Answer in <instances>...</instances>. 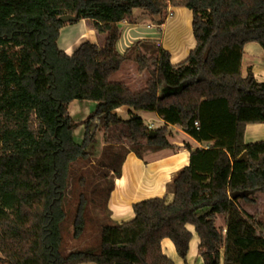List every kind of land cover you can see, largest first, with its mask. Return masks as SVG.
I'll return each instance as SVG.
<instances>
[{
	"label": "trees",
	"instance_id": "obj_1",
	"mask_svg": "<svg viewBox=\"0 0 264 264\" xmlns=\"http://www.w3.org/2000/svg\"><path fill=\"white\" fill-rule=\"evenodd\" d=\"M168 7L192 16L194 47L186 58L171 64L167 50L147 52L137 41L129 50L143 86L110 80L128 59L115 49L119 24L134 10L162 23ZM63 16L72 19L62 22ZM80 20L90 21L103 44L85 41L67 55L57 44L60 30ZM249 43L264 50V0H0V264H175L162 253L163 239L187 264L194 235L201 264H264V231L240 208L264 193V141L243 139L247 125L264 126V82L240 74ZM72 101L95 103L80 143L67 112ZM121 107L154 113L210 145L185 146L188 164L171 182L170 201L136 202L131 220L101 227L95 249L61 254L69 166L94 148L97 125L120 127L134 147H172L166 127L123 120L115 113ZM84 209L80 195L74 238L82 233Z\"/></svg>",
	"mask_w": 264,
	"mask_h": 264
},
{
	"label": "crops",
	"instance_id": "obj_2",
	"mask_svg": "<svg viewBox=\"0 0 264 264\" xmlns=\"http://www.w3.org/2000/svg\"><path fill=\"white\" fill-rule=\"evenodd\" d=\"M134 13L135 10L132 12V17ZM174 15L175 17L173 18ZM140 17L138 20H125L119 24L120 37L115 44L117 53L120 55L127 54L128 59L125 64L129 63V70L125 72L121 67L115 73V79L125 82L132 89H139L141 87L142 77L144 76V74H138L133 67L134 52L129 49L135 42H144L143 46L147 52H151L157 46L167 50L170 54L171 64L181 62L188 55V51L194 47V39L191 34L192 16L190 15V11L187 14L188 36L184 42H182L181 34L180 7H168L167 15L164 17L162 23L156 17L151 18L144 14ZM103 39L104 36L95 32L88 20H80L77 23L65 25L60 30L57 44L59 49L65 54L71 55L73 50L82 42L88 41L101 46ZM255 44L249 43L242 47L243 53L239 65L240 74L242 77H245L249 71L257 82H264V50ZM135 80L137 84H131ZM73 103L77 107L76 112L81 114L82 117L91 113L95 106L94 102L88 101H72L68 106ZM139 112L143 113L140 119L144 126H150L152 129L166 127L172 132V136L167 135V141L172 147L167 150H161L162 153L147 158L146 160H142L141 157H138L132 152L126 154L121 165V176L113 179L114 191L111 194L108 205L109 217L116 224L127 222L133 218L134 215L131 210V205L139 202L136 201L138 195H165V189L171 185L177 172L188 164V151L185 146L189 145L192 149H202L210 145V143L202 142L200 144L193 141L181 129L165 124L154 113L132 111L126 107L115 110L117 115L120 116L123 113H127L129 117H138L137 113ZM243 139L245 143L264 141V126L257 123L255 125H247ZM160 245L162 253L165 256L168 257L172 253H175L173 245L168 239H163ZM190 248L191 246L189 244L188 254L190 253ZM168 253L170 255H167Z\"/></svg>",
	"mask_w": 264,
	"mask_h": 264
},
{
	"label": "rangeland",
	"instance_id": "obj_3",
	"mask_svg": "<svg viewBox=\"0 0 264 264\" xmlns=\"http://www.w3.org/2000/svg\"><path fill=\"white\" fill-rule=\"evenodd\" d=\"M188 13V9L183 7L180 8L182 42L186 41V38L188 36ZM142 14L148 16L142 11L135 10L133 17H131L130 19L138 20L139 18H141L140 16H142ZM174 17L175 15L173 16V18ZM89 24L91 25L90 21ZM122 70H125V72L128 71L129 63H124L122 66ZM115 76L116 75L114 74L109 79L116 80ZM144 80L145 75L142 77L141 87L144 84ZM131 84L136 85L137 81L135 80ZM74 104L75 103L68 106L67 112L77 124V128L74 130L73 135L75 142L80 143L83 133L82 122L88 115L82 117L81 114H78L76 112L77 107ZM142 114V112H139L137 113V116L140 118ZM120 117L123 120H128L130 118L127 113L121 114ZM36 127L37 122L33 117H31L29 128L30 130L35 131ZM147 128L149 130L159 129H152L150 128V126ZM166 131V138L168 134L170 136L173 135L172 132L167 128ZM94 137L96 140L94 148L87 153L84 159H78L72 162L69 166V172L66 179V187L63 191L62 198V207L65 212V219L60 225L61 254H67L72 250L85 248L95 249L98 245L99 231L101 227L106 224H116L109 217L110 212L108 211V205L111 194L114 191L113 179L115 177L119 178L121 176V165L126 154L132 152L138 157H141L142 160H146L147 158L154 157L155 155L162 153L161 149H155L152 147L148 148L145 146H132L122 137L120 133V127L105 129L103 126L97 125ZM117 172H119V175H117ZM165 191L166 192L164 197L167 201H170L172 196L171 185H169L167 189H165ZM80 195H82L83 199L85 200V209L83 213V230L78 238H74L73 219ZM156 196L162 195H138L136 201L153 198ZM254 198L255 202L253 204H244L241 202L240 208L247 219L259 223V231H264V193H256V196ZM223 222V216H217L215 226L218 229H222ZM189 230L192 229L190 228ZM197 245V239L194 235L193 239L190 242L191 248L190 253L187 257L188 264H201V259L199 257V247H197ZM167 255L170 254L168 253ZM168 257L176 264H179L181 262L175 255V253H172Z\"/></svg>",
	"mask_w": 264,
	"mask_h": 264
},
{
	"label": "water",
	"instance_id": "obj_4",
	"mask_svg": "<svg viewBox=\"0 0 264 264\" xmlns=\"http://www.w3.org/2000/svg\"><path fill=\"white\" fill-rule=\"evenodd\" d=\"M71 19H72V17H70V16H63L60 18V20L62 22H66V21L71 20ZM162 96H163V92H160L159 97H162ZM151 135H152V132H150V137H151Z\"/></svg>",
	"mask_w": 264,
	"mask_h": 264
},
{
	"label": "built area",
	"instance_id": "obj_5",
	"mask_svg": "<svg viewBox=\"0 0 264 264\" xmlns=\"http://www.w3.org/2000/svg\"><path fill=\"white\" fill-rule=\"evenodd\" d=\"M194 126H197V123L194 122Z\"/></svg>",
	"mask_w": 264,
	"mask_h": 264
}]
</instances>
